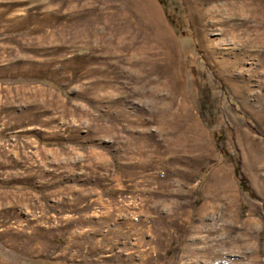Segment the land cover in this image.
<instances>
[{
  "label": "rangeland",
  "instance_id": "rangeland-1",
  "mask_svg": "<svg viewBox=\"0 0 264 264\" xmlns=\"http://www.w3.org/2000/svg\"><path fill=\"white\" fill-rule=\"evenodd\" d=\"M0 264H264V0H0Z\"/></svg>",
  "mask_w": 264,
  "mask_h": 264
},
{
  "label": "trees",
  "instance_id": "trees-1",
  "mask_svg": "<svg viewBox=\"0 0 264 264\" xmlns=\"http://www.w3.org/2000/svg\"><path fill=\"white\" fill-rule=\"evenodd\" d=\"M235 170H236L237 177L240 181L241 188L244 191L250 193L252 196L256 197L257 195L255 194L254 190L250 186L249 180H248L247 176L244 174L243 169H242V165L240 162L237 164Z\"/></svg>",
  "mask_w": 264,
  "mask_h": 264
}]
</instances>
